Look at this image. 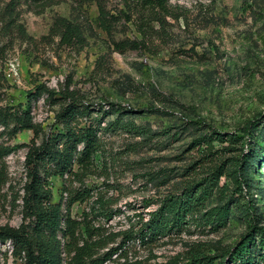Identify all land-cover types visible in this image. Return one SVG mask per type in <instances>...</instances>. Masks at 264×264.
Wrapping results in <instances>:
<instances>
[{
    "label": "rangeland",
    "instance_id": "obj_1",
    "mask_svg": "<svg viewBox=\"0 0 264 264\" xmlns=\"http://www.w3.org/2000/svg\"><path fill=\"white\" fill-rule=\"evenodd\" d=\"M10 2L0 0V107H25L29 91L38 85L56 91L69 86L78 101L93 111L82 122L92 119L99 126L102 148L90 172L67 180L69 188L90 192L86 201L73 205L75 219L87 217L106 234L138 232L167 197L181 194L193 182L204 183L215 165L226 168L239 156L241 146L227 150V144L215 143L218 152L209 157L203 148L189 150L201 134L191 121H202L208 132L229 134L257 122L258 136L251 145L258 148L264 165V0H170L180 19L168 18L164 30L155 25L157 33L138 51L115 49V43L141 40V36L124 22L109 35L98 26L95 3L50 0L36 6L23 1L12 8ZM104 3L114 14L122 8L120 0ZM60 17L81 24L83 46L60 44V36L52 33ZM60 107L46 95L33 102L34 121L44 134ZM0 136V143L16 147L4 161L7 183L1 192L0 226L17 228L23 222L27 181V148L20 146L29 144L34 133L12 136L0 128ZM249 149L245 146V153ZM261 165L253 172V188H244L241 196L226 177L220 179L221 186L230 184L228 197L242 199L236 206L225 200L231 208L225 227L213 230L191 219L182 232L149 246L131 241L128 259L141 264L186 263L190 253L198 250L218 257L214 262L218 264L251 224L264 228ZM63 183L59 177L49 181L54 202L61 197ZM220 204L214 194L201 215ZM103 211H111L112 216H100ZM122 238L117 236L111 246ZM1 248L8 255L7 263L16 264L10 243ZM225 264H231L228 257Z\"/></svg>",
    "mask_w": 264,
    "mask_h": 264
},
{
    "label": "trees",
    "instance_id": "obj_2",
    "mask_svg": "<svg viewBox=\"0 0 264 264\" xmlns=\"http://www.w3.org/2000/svg\"><path fill=\"white\" fill-rule=\"evenodd\" d=\"M23 1L45 6L50 0H11L10 5L15 8ZM73 1L80 4L95 3L98 8V26L109 35L122 22L135 28L141 40L117 42L114 46L119 51L146 48L148 40L157 33L155 25L164 30L168 18L180 19V15L174 13L170 0H120L122 8L115 14L107 10L105 0ZM19 28L23 30L21 25ZM52 33L59 35L60 44L66 47L83 46L85 42L81 24L67 18H58ZM44 95L52 104L61 105L47 134H44L41 125L35 123L32 113L33 102ZM92 113L78 101L69 86L63 91H56L38 85L34 91H29L25 107H0V128L9 131L12 136L23 131L34 133L29 144L20 146L27 148V181L22 197L23 222L17 228L0 226V264H8V255L1 248L8 242L16 264H63L64 261L65 264H106L116 259L123 260L117 264H141L128 259L131 241L137 240L140 245L149 246L173 232H182L190 225L191 219L205 227L211 226L213 230L227 225L231 208L225 200L234 202L236 206L242 199L234 200L233 195L228 197L230 184L220 185L223 176L240 193L239 196L245 189L248 191L254 186L253 172L261 165L262 158L258 148L253 149L251 145L258 136V123L248 122L238 132L229 134L216 130L208 132L203 130L202 121H191L196 132L200 131L201 134L190 143L189 150L200 151L203 148L207 152L206 157H209L218 152L214 150L215 143L220 146L227 144V150H237L241 146L239 156L233 158L226 168L215 165L211 177L204 183L193 182L184 187L181 194L167 197L159 210L152 214V219L138 232L130 230L106 234L101 228L92 225L87 217L77 220L72 216L73 205L86 201L90 192L87 188L71 189L67 184L68 178L86 176L94 165L97 153L101 151L99 126L92 119L82 122L85 117L90 118ZM37 139H41V142L38 143ZM245 146L250 148L247 153ZM15 150L16 147L0 143V205L2 188L7 183L4 161ZM261 166L264 168L263 164ZM53 177H59L64 182L58 202H54L49 186ZM214 194H217L221 204L201 215L205 204ZM100 216L108 219L112 213L103 211ZM119 235L123 237L121 243L116 247L111 246ZM226 257L231 264H264V228L257 223L251 224L249 232L233 250L225 252L218 264H225ZM217 258L195 250L190 253L186 263L172 260L167 264H214Z\"/></svg>",
    "mask_w": 264,
    "mask_h": 264
},
{
    "label": "built area",
    "instance_id": "obj_3",
    "mask_svg": "<svg viewBox=\"0 0 264 264\" xmlns=\"http://www.w3.org/2000/svg\"><path fill=\"white\" fill-rule=\"evenodd\" d=\"M63 264H65V261L63 262ZM107 264V263H106Z\"/></svg>",
    "mask_w": 264,
    "mask_h": 264
}]
</instances>
